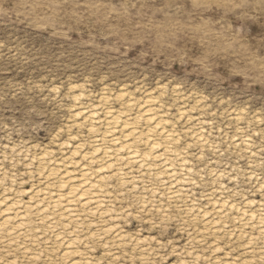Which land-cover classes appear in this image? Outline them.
Segmentation results:
<instances>
[{
  "label": "clouds",
  "instance_id": "obj_1",
  "mask_svg": "<svg viewBox=\"0 0 264 264\" xmlns=\"http://www.w3.org/2000/svg\"><path fill=\"white\" fill-rule=\"evenodd\" d=\"M0 264H264V0H0Z\"/></svg>",
  "mask_w": 264,
  "mask_h": 264
}]
</instances>
